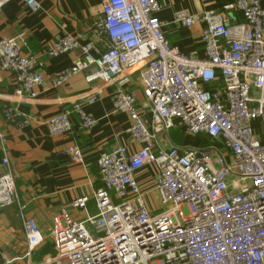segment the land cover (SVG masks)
Here are the masks:
<instances>
[{"label": "built area", "instance_id": "1", "mask_svg": "<svg viewBox=\"0 0 264 264\" xmlns=\"http://www.w3.org/2000/svg\"><path fill=\"white\" fill-rule=\"evenodd\" d=\"M12 1L0 0V11ZM20 1L33 12L40 10L38 0ZM161 10L158 0H105L103 15L93 24L95 33L108 41L105 48L66 34L48 50L51 58L81 52L70 68L49 80L52 88L85 75L89 85L100 83L80 100L93 105L106 88L130 74L138 75L151 115L149 124L136 97L128 89H117L114 111L130 117L129 133L140 148L131 153L119 146L99 157L102 186L94 195L97 215L80 222L61 210L51 230L56 260L65 264H264L262 0H232L221 10L196 15L177 13L175 19L186 28L204 25L202 60L172 47L157 18ZM230 11L242 21L232 23ZM27 48L23 36L0 38V75L15 76L19 89L9 101L18 104L35 100L46 84L44 64L26 54ZM79 102L47 122L52 135H69L74 114L85 130L94 127L96 122ZM4 118L18 129L29 125L19 107H6ZM175 121L186 133L204 135L212 144L165 148L158 135L169 140L170 131L177 128ZM254 122H259V131ZM65 152L74 164H83L80 148ZM150 164L158 168L159 208L154 213L136 179ZM2 166L0 210L18 204L7 158ZM88 202L87 197L78 198L70 207L84 211ZM88 224L94 226L93 233ZM25 231L29 252H34L44 237L31 221H26Z\"/></svg>", "mask_w": 264, "mask_h": 264}, {"label": "crops", "instance_id": "2", "mask_svg": "<svg viewBox=\"0 0 264 264\" xmlns=\"http://www.w3.org/2000/svg\"><path fill=\"white\" fill-rule=\"evenodd\" d=\"M105 0H38L40 10L33 12L20 0H13L0 11V38L23 36L28 42L25 53L44 64L46 84L39 89L35 100L22 103L9 101V97L19 89L15 76L10 73L0 75V176L4 172L2 160L8 159L15 178L18 204L0 210V264H65L56 260L51 230L55 217L61 210H68L76 221L85 222L97 215L94 195L101 188V177L97 160L105 153L119 146H125L131 153L140 146L130 136L131 119L127 114L114 111V95L118 88L128 89L137 99L138 108L150 124L151 115L143 94L140 77L130 74L117 84L106 88L93 105L80 101L100 83L89 85L85 75L74 77L66 85L54 89L49 80L57 73L70 68L80 58L81 52L75 51L51 58L50 46L68 34L81 43L93 41L105 48L106 38L97 35L93 24L103 15ZM162 10L157 18L164 24V34L173 48L180 53L205 59L201 42L204 25L196 24L186 28L175 19L177 13L187 15L218 11L231 5L232 0H158ZM264 7V0H262ZM230 21L241 22L236 12H229ZM80 101V102H79ZM79 102L83 110L96 122L87 131L83 128L77 114L71 117V133L54 136L47 122L60 115L65 108H72ZM6 107H19L28 118L29 125L18 129L4 118ZM158 140L165 148H208L211 140L193 136L180 127ZM78 147L83 154V164H74L66 154L70 147ZM158 168L148 165L137 173L140 190L145 195L146 205L151 213L157 209L149 207L147 196L155 194ZM87 197L86 210L71 209V202ZM159 207V203H158ZM26 221L34 222L40 229L44 241L34 252H29L26 237ZM93 233L92 224L87 225Z\"/></svg>", "mask_w": 264, "mask_h": 264}, {"label": "rangeland", "instance_id": "3", "mask_svg": "<svg viewBox=\"0 0 264 264\" xmlns=\"http://www.w3.org/2000/svg\"><path fill=\"white\" fill-rule=\"evenodd\" d=\"M254 129H256V130H258L259 131V129H260V124H259V122H254ZM223 152H224V149L223 148H220ZM226 154H227V152H226ZM230 162H232L233 163V161H232V159H230ZM147 199L149 200V207L151 208V209H157V208H159L158 207V202H157V198H156V195L155 194H149L148 196H147ZM116 203H119V202H117V201H115Z\"/></svg>", "mask_w": 264, "mask_h": 264}]
</instances>
